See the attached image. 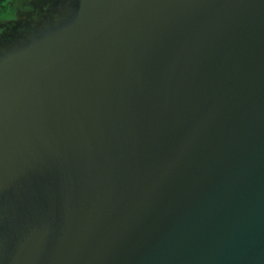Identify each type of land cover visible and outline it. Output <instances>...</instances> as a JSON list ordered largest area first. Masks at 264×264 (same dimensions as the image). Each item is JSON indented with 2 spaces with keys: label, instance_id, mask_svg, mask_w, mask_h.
Listing matches in <instances>:
<instances>
[{
  "label": "water",
  "instance_id": "95a60500",
  "mask_svg": "<svg viewBox=\"0 0 264 264\" xmlns=\"http://www.w3.org/2000/svg\"><path fill=\"white\" fill-rule=\"evenodd\" d=\"M0 264H264V0L0 14Z\"/></svg>",
  "mask_w": 264,
  "mask_h": 264
},
{
  "label": "rangeland",
  "instance_id": "374dc122",
  "mask_svg": "<svg viewBox=\"0 0 264 264\" xmlns=\"http://www.w3.org/2000/svg\"><path fill=\"white\" fill-rule=\"evenodd\" d=\"M5 3V4H4ZM4 7L0 6V14L6 18L7 17V13L10 12L11 10H13L14 8V4H15V0H4L3 1Z\"/></svg>",
  "mask_w": 264,
  "mask_h": 264
},
{
  "label": "trees",
  "instance_id": "16d2710c",
  "mask_svg": "<svg viewBox=\"0 0 264 264\" xmlns=\"http://www.w3.org/2000/svg\"><path fill=\"white\" fill-rule=\"evenodd\" d=\"M3 1L4 0H0V6H4L5 3L3 4Z\"/></svg>",
  "mask_w": 264,
  "mask_h": 264
}]
</instances>
